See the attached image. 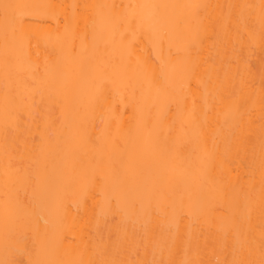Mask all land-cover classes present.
<instances>
[{"label": "bare ground", "instance_id": "obj_1", "mask_svg": "<svg viewBox=\"0 0 264 264\" xmlns=\"http://www.w3.org/2000/svg\"><path fill=\"white\" fill-rule=\"evenodd\" d=\"M4 3L26 6L7 42ZM125 14L145 17L135 37ZM261 16V0H0V264L259 262Z\"/></svg>", "mask_w": 264, "mask_h": 264}, {"label": "snow or ice", "instance_id": "obj_2", "mask_svg": "<svg viewBox=\"0 0 264 264\" xmlns=\"http://www.w3.org/2000/svg\"><path fill=\"white\" fill-rule=\"evenodd\" d=\"M26 6L24 5H19V4H11V3H4L2 5L3 8V24H4V29H5V40L6 42L9 39V36L11 34V37L14 39L15 38V25L19 22V17L17 15V10L22 9ZM104 7H109V8H115V5H105ZM133 8H151V9H155L158 6L157 5H133L130 6ZM194 7H200V6H194ZM261 9H262V16H261V26L262 28H264V0H261ZM122 19L124 20V22L127 23L128 27L130 30H132V35L135 37L136 35V31L135 29L137 28V26L142 27L145 23V17L140 16L137 17L136 15L132 14H125ZM158 43L160 45H163L166 42V33L161 32L159 34V36L157 37ZM84 45L82 43L81 48L83 49ZM73 55H78L79 53H76L73 51L72 53ZM188 73H189V79L191 80H195V71L192 68L188 69ZM205 102L207 103V100H205ZM262 241H264V238H262ZM102 247V246H99ZM236 251L238 250H234V258L230 261H223V262H218V264H264V242H262V248H261V259L259 260V262L255 261V260H240V259H236L235 255H236ZM100 264H119V262L114 261V260H104L101 261ZM170 264H175V262H170ZM181 264H194L193 261L191 260H184L181 262Z\"/></svg>", "mask_w": 264, "mask_h": 264}, {"label": "rangeland", "instance_id": "obj_3", "mask_svg": "<svg viewBox=\"0 0 264 264\" xmlns=\"http://www.w3.org/2000/svg\"><path fill=\"white\" fill-rule=\"evenodd\" d=\"M262 55H263V56H262V58H261L262 60L260 61V64H259L257 61H255V62L253 63V64H255V66H257L258 64L260 65V66L258 65V66H259V68H258L259 71L256 70L258 66H257L256 68H254L255 71H256V73H257V71H258L259 74L257 73V75H259V76H260V74H261V76L264 75V53H263ZM259 58H260V57H259ZM259 58L257 57V59H256V57H255V60H260ZM257 63H258V64H257ZM256 64H257V65H256ZM253 66H254V65H253ZM255 66H254V67H255ZM257 77H258V76H257ZM261 78H262V77H261ZM258 79H259V81H260V78H258ZM262 80H263V79H262ZM263 84H264V83H263ZM36 114L38 115V113H36ZM10 133H11V134H10ZM10 135H12L13 138H12V136H10ZM16 135H17V134H14V135H13L12 131L9 132V138H11L10 141H11L12 143L15 142L14 144H12V143L9 141V139H8V144H9L10 146H11V145L14 146V147L11 146V148H14V149H12V150H15V146H16V144H17V145H18V144L21 145V140H19V139H23V138H25V135H22V137L24 136L23 138H22V137L19 138V137H18L19 135L17 136V138H15ZM18 138H19V139H18ZM13 139H14V140H13ZM15 139H16V140H15ZM10 143H11V144H10ZM20 145H18L19 148H20ZM10 146H9V148H10ZM16 148H17V147H16ZM19 148H18V150H19V152H20V151H21V150H20L21 148H20V149H19ZM16 151H17V149H16L14 152H15V153H18V152H16ZM246 162H247V161H246ZM19 255H20V254H19Z\"/></svg>", "mask_w": 264, "mask_h": 264}]
</instances>
